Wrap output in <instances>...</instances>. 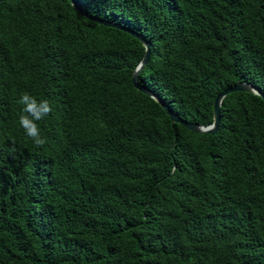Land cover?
Segmentation results:
<instances>
[{"label":"trees","instance_id":"trees-1","mask_svg":"<svg viewBox=\"0 0 264 264\" xmlns=\"http://www.w3.org/2000/svg\"><path fill=\"white\" fill-rule=\"evenodd\" d=\"M75 1L149 42L138 82L187 121L264 92V0ZM143 53L70 0L0 1V264H264V101L172 124ZM23 92L53 108L41 148Z\"/></svg>","mask_w":264,"mask_h":264},{"label":"water","instance_id":"water-1","mask_svg":"<svg viewBox=\"0 0 264 264\" xmlns=\"http://www.w3.org/2000/svg\"><path fill=\"white\" fill-rule=\"evenodd\" d=\"M2 1V0H0ZM72 6L75 8L76 11H78L81 15L106 26H111L117 29H120L124 32H127L128 34L132 35L133 37H135L137 40H139L141 42V44L144 47V53L140 59V61L137 63V65L135 66L131 79H132V84L134 86V88H136L137 90L143 92L144 94L148 95L149 97H151L153 100H155L166 112V114L169 116L171 123H179L181 125H183L184 127H186L188 130L194 131V132H198V133H214L217 126H218V122H219V118H220V105H221V101L222 99L232 93V92H237V91H245V92H250L253 94H256L258 96L261 97V99L264 101V92L261 91L260 88L254 86L252 83L246 81V80H242V81H237L235 84L228 86L226 88H224L222 91H220L214 98L213 101V121L208 124V125H200V124H196L190 121H187L183 118H181L179 115H177L175 112H173L168 105L156 94L154 93L150 88L140 84L138 82V74L140 72V70L143 68V66L145 65V63L148 60L149 57V52H150V44L149 42L143 38L140 34H138L137 32L122 26L118 23H112L109 22L107 20L101 19V18H97L95 16H92L90 14H88L86 11H84L81 7V5L79 3H77L75 0H70Z\"/></svg>","mask_w":264,"mask_h":264},{"label":"clouds","instance_id":"clouds-1","mask_svg":"<svg viewBox=\"0 0 264 264\" xmlns=\"http://www.w3.org/2000/svg\"><path fill=\"white\" fill-rule=\"evenodd\" d=\"M20 106L16 115L19 127L23 129L24 135L31 141L34 147L41 148L46 144V138L41 135L39 126L52 111L53 108L46 98L23 92L16 100Z\"/></svg>","mask_w":264,"mask_h":264}]
</instances>
